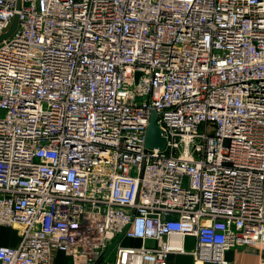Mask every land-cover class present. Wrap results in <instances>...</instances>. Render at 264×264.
Wrapping results in <instances>:
<instances>
[{
    "label": "built area",
    "instance_id": "2783aa9c",
    "mask_svg": "<svg viewBox=\"0 0 264 264\" xmlns=\"http://www.w3.org/2000/svg\"><path fill=\"white\" fill-rule=\"evenodd\" d=\"M16 16L0 264H167L187 237L198 264L239 244L264 264V0H0V36Z\"/></svg>",
    "mask_w": 264,
    "mask_h": 264
},
{
    "label": "crops",
    "instance_id": "0c3cea01",
    "mask_svg": "<svg viewBox=\"0 0 264 264\" xmlns=\"http://www.w3.org/2000/svg\"><path fill=\"white\" fill-rule=\"evenodd\" d=\"M21 240V228L0 225V248L17 247ZM125 245L140 246L139 240H125ZM186 253H172L169 255L167 264H198L194 261L192 251L196 248L194 238L187 237L185 241ZM226 263H203V264H258L259 252L246 244H239L236 248L225 253ZM54 264H73L72 260L64 252H57ZM113 264V263H110ZM200 264V263H199Z\"/></svg>",
    "mask_w": 264,
    "mask_h": 264
},
{
    "label": "water",
    "instance_id": "95a60500",
    "mask_svg": "<svg viewBox=\"0 0 264 264\" xmlns=\"http://www.w3.org/2000/svg\"><path fill=\"white\" fill-rule=\"evenodd\" d=\"M21 7V0H18V9ZM19 22V17L16 16L13 22L11 29L4 35L0 36V42L9 38L16 30ZM157 121V114L156 112L152 113L150 125L148 128V135H147V147L148 148H159L163 150L166 146V140L163 138L161 134V129L156 123Z\"/></svg>",
    "mask_w": 264,
    "mask_h": 264
},
{
    "label": "rangeland",
    "instance_id": "374dc122",
    "mask_svg": "<svg viewBox=\"0 0 264 264\" xmlns=\"http://www.w3.org/2000/svg\"><path fill=\"white\" fill-rule=\"evenodd\" d=\"M116 242H117V240L113 243V245L111 246V249L116 245ZM109 251H110V250H109ZM112 260H113V259H112V257H111V258H109L108 261L112 263Z\"/></svg>",
    "mask_w": 264,
    "mask_h": 264
}]
</instances>
